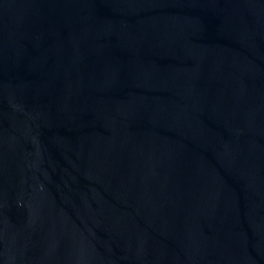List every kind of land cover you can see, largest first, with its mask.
<instances>
[{
	"label": "water",
	"instance_id": "obj_1",
	"mask_svg": "<svg viewBox=\"0 0 264 264\" xmlns=\"http://www.w3.org/2000/svg\"><path fill=\"white\" fill-rule=\"evenodd\" d=\"M0 264H264V0H0Z\"/></svg>",
	"mask_w": 264,
	"mask_h": 264
}]
</instances>
